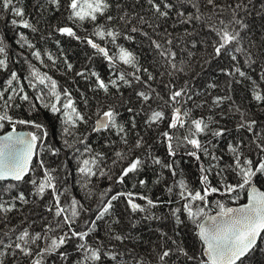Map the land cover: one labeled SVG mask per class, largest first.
<instances>
[{"label": "snow or ice", "instance_id": "obj_1", "mask_svg": "<svg viewBox=\"0 0 264 264\" xmlns=\"http://www.w3.org/2000/svg\"><path fill=\"white\" fill-rule=\"evenodd\" d=\"M146 3L151 20L135 10L137 6L143 8L141 0H134L132 6L124 0H36L35 15L26 12L22 0H0V24L5 30V34H0V73L7 74L0 82V224L4 225L0 228V257H10L11 264H120L125 253L116 251L114 242L122 245L130 236L114 231L112 225L120 224L119 218L109 225L106 239L96 233L99 222L112 216L114 202L121 198L131 214L142 213L146 221L161 219L153 209L162 204L179 205L169 209L174 219L173 235L159 230L157 264H174L180 256L191 264H250L258 252L264 254V191L256 186L258 179L264 178V132L259 131L264 128V122L252 118L249 110L236 105L230 94L215 96L210 104L207 100L195 103L194 96L198 93L193 92L187 82L177 86L169 81L163 85L167 92L162 95L153 87L156 76L140 65L134 51L118 43L120 39L133 41V34L140 33L150 40L164 65L173 70L168 75L184 72L177 61L185 49L174 45L172 32L164 24L157 23L167 22L175 10L173 28L178 23L195 29L196 22H202L201 26H206L211 34L209 40L203 41L212 49L211 58L226 57L231 61L228 67L220 69L231 78L229 92L232 83L247 82L251 98L264 107V67L259 63L264 60V44L253 51L254 42L247 40L251 29L246 17L253 14L255 5L252 0H231L224 5L217 0H206L211 15L205 17L200 11L199 0H146ZM188 7L195 11H188ZM49 11L63 17L57 24H49L53 32L86 44L94 50V55L107 62L111 75L108 79L94 69L76 72V76L84 79L94 78L90 89L94 94L102 92L105 97L118 94L124 106L132 102L130 97L123 99L121 89L132 90L139 106L126 107L130 114L127 122L121 120L120 108L105 100L97 99L95 112H85L80 107L81 103L84 108L89 106L84 93L77 100L68 87H61L48 71H42L29 59L48 68L46 57L52 67L56 66L53 55L38 48L28 35L40 31L38 25L41 21L47 23L45 17ZM261 12H264V0L256 14ZM213 16L219 18L216 24H203L204 19L211 21ZM85 24H90L91 30L85 28L86 35L81 36L78 28ZM144 26L152 30L151 36ZM11 29H22L12 38L19 52H14L6 35ZM184 34L190 36L192 32L185 28ZM192 46H196L195 41ZM21 62L28 65L27 74L23 76L10 66ZM64 62L66 70L71 71L73 65L67 58ZM179 64L184 61L179 60ZM258 67L260 72L253 79L249 73ZM226 100L231 101L228 112L237 121L235 130L247 132L252 137L249 143L241 138L227 144L230 162H224L223 155L217 154L213 140L224 137L231 130L214 127L219 121L212 116L195 114L196 109L206 105L220 108ZM189 103L194 107H188ZM22 104L28 106L29 118L16 115L15 110ZM41 109L55 116L59 126L56 123L49 126L33 118L40 115ZM220 115L223 117L225 113L222 111ZM6 126L10 130H5ZM18 126L34 130L19 131ZM100 133L108 134L104 147L111 149V155L96 151L90 143L89 137ZM144 133H155V139ZM53 138L60 146L52 142ZM154 144L163 145L169 159L155 155ZM181 150L183 155L197 162L200 187L182 178L176 160ZM46 156L56 160L49 163ZM69 160L76 162L74 169L69 167ZM149 163L166 169L174 178L171 185L165 186L168 200L153 199L131 190L113 192L110 185L99 192L97 207L90 210L83 199L72 192L79 186L85 198H91L93 181L100 178L123 186L126 178L137 176ZM117 166L119 171L114 172ZM226 172L233 175L234 182L228 180ZM178 176L181 178L175 179ZM215 177L219 179L213 183ZM138 183L146 187L148 181L139 179ZM21 184L31 186L28 194L20 190ZM242 192L247 193L246 203H239ZM30 196L44 201L46 215L39 217L42 221L39 230L32 227L36 221H29L27 217L21 221L25 226H10L9 214L19 210L17 202L28 204ZM214 196L230 199L237 206H228L224 199L211 200ZM212 204L216 209L214 215L208 213ZM138 223L140 220L132 219V228ZM189 224L199 242L198 255L190 254L175 238L180 234L179 229ZM69 250L75 255L70 256ZM0 264H5V260L0 259Z\"/></svg>", "mask_w": 264, "mask_h": 264}, {"label": "trees", "instance_id": "obj_2", "mask_svg": "<svg viewBox=\"0 0 264 264\" xmlns=\"http://www.w3.org/2000/svg\"><path fill=\"white\" fill-rule=\"evenodd\" d=\"M195 2V0H194ZM231 2V0H217V3L220 5H224L226 3ZM36 3V0H22V4L25 6V10L27 13H31L33 15L36 14L35 8L33 5ZM124 3L132 6L134 4V0H124ZM143 4V8L141 9L139 6L136 7V11L145 15L151 20L149 6L146 3V0H141ZM252 4L255 5L253 9V14L246 17L248 21H250V31L247 33V40H251L254 42L253 51H257L261 44H264V12H261L260 15H257L256 12L260 10L261 0H252ZM200 11L205 13V17L211 15L209 7L206 5V0H199ZM177 7H179V3L177 2ZM131 11V7L128 9ZM188 11L194 12L195 9L188 7ZM113 14H116L115 9H113ZM225 16L228 13L224 14ZM63 19L60 13H55L53 15L51 11L46 14L45 20L41 21L38 25L40 31L38 33H28L29 39L37 44V47L42 51H47L53 55V57L57 60L56 66L52 67L51 62L47 60L45 57V63L49 65L48 68H43L37 61L33 58L31 59L32 63L36 64L37 67H41L42 71H48L50 75L53 76L54 79L58 81V84L61 87H68L74 97L79 100L80 94L84 93L89 99V106L84 108V105L81 103L80 107L84 109L87 113L95 112L96 101L97 99L105 100L107 103H112L117 105L120 108L121 112V120L127 122L130 114L126 111L127 106H135L139 105L136 103L137 98L132 92L131 89L127 87H122L121 91L124 93L123 99L127 100L129 97L131 98V105L121 106V98L117 94L116 96L105 97L101 92L98 95L94 94L90 89L94 78L84 79L82 77L76 76V72L86 70V69H94L101 74L105 79L111 78L110 70L107 67V62L103 60L102 57L98 55H94V50L88 47L86 44H83L74 39L60 36L58 33L52 31V28L49 27V24L55 25L59 22V20ZM176 19L175 10L172 12L171 17L167 22L157 21V23L164 24L165 27L168 28L169 31L172 32V39L174 40V45L182 46L185 50L180 53L178 57V66L184 68V72L182 73H173V75H168V72H173L171 68H168L164 65V62L160 57L156 54L155 49L152 47L150 40L141 35L140 33H134L135 39L133 41H128L124 39H120L118 41L119 44L130 48L132 51L136 53L139 58L140 65L144 68H148L154 76H156V80L153 81V87L157 89V91L161 92L164 95L167 92L166 88H163L164 84H167L169 81H173L177 86L184 85L187 82L188 86L192 89L193 92L198 93V95L194 96L195 103H200L202 101H210L215 96H224L226 94H230L232 101L235 102L236 105L241 106L250 111V115L252 118H256L261 122H264V107L257 105V103L251 98V94L248 89L247 82L242 84L232 83L231 91L229 92L228 84L231 81L230 77L224 75L220 69L224 67H228L231 61L226 57H220L213 59L211 58L212 49L207 44L203 43L205 40H209L211 38V34L208 33L206 26L202 27V22H196L195 29L192 28L191 25H181L176 23L173 28L172 25ZM218 17L213 16L211 21L207 19L203 20V24L207 25L208 23L216 24L218 22ZM139 26V25H137ZM11 28V26H9ZM87 28L89 31L91 30L90 24H85L82 27L78 28V34L81 36L86 35L84 29ZM187 28L192 35H185L184 29ZM144 30L152 35V30L144 26ZM18 31H22V29H11L7 31L6 35L9 38V43L11 44L14 52H19L20 50L17 46L12 43V38L15 36V33ZM26 31V30H24ZM52 33L49 36V33ZM0 34H5V30L3 25L0 24ZM43 37V39L41 38ZM159 39V37H155ZM59 41V43H57ZM196 42V46H192V42ZM247 42V41H245ZM191 52L192 55L189 56L188 53ZM92 57L90 60L89 58ZM17 58L18 57H14ZM65 58H67V62L73 65V69L71 71L66 70V64L64 62ZM179 60H183L184 64L180 65ZM210 62H207L209 61ZM261 67H264V60L259 61ZM14 67L15 70L21 72V76L26 75L28 71L27 63L21 62L19 64L10 65ZM260 72V68H255L253 71L249 73L253 79L256 78L257 73ZM143 76L144 74L141 73ZM6 73H0V82L6 79ZM216 85L215 88L209 87V85ZM115 92V90H112ZM165 95V99H166ZM231 101H224L220 108H216L215 106L206 105L204 108L196 109V115H205L212 116L215 120L219 121V125H213L214 127H227L231 131L222 138L214 139L213 143L216 146V152L218 155H223L224 162H230L231 157L227 152V144L235 143L239 141L241 138L245 140V143H249L252 137L247 132H237L235 130L236 119L233 117L231 113L228 112V107ZM156 105L154 104L153 107ZM188 107H194V104L189 103ZM27 105L22 104L20 109H16V115L19 118H29L27 113ZM224 112L225 115L222 117L220 115L221 112ZM38 122H43L48 124L49 126L52 123H56L57 127L59 126V122L55 116L51 113L46 112L45 110H40L39 116H34ZM93 120L95 116L92 117ZM140 118L138 117V122ZM142 127V125H140ZM5 130H10L7 126ZM18 130H29L33 131L34 129L27 128L24 126H18ZM139 130V129H138ZM259 131L264 132V128L259 129ZM145 135H151L153 139H155V133H144ZM134 135V133H133ZM108 136L107 133L93 134L89 137V141L92 144L93 148L96 151H104L111 155V149H107L104 147L105 138ZM209 139H213L209 137ZM53 143H56L57 146H60L59 141L56 138H53ZM151 142V141H150ZM154 153L155 155L161 157L162 159H169L166 156V148L160 144H154ZM254 148V145H252ZM246 152L247 148L244 149ZM49 163L56 160L55 157H45ZM63 159V156L61 157ZM178 161V170L182 171V178L189 182L194 187H200L199 185V171L197 162L185 155H183V150H181V154L176 157ZM58 162V161H57ZM68 165L70 168L74 169L76 162L74 160H69ZM109 166L111 163L109 161ZM119 167L117 166L114 169V172H118ZM229 181L234 182L233 175L230 172H226ZM159 176V182L157 183V178ZM181 177H177L175 179H179ZM71 179V178H70ZM139 179H144L148 181L146 187H141L138 183ZM218 177L213 178V183H216ZM174 178L166 169H161L158 165H151L146 167L141 171L137 176L126 178L125 185H115L112 184L106 178H100L99 180L93 181L94 189L93 195L91 198H85V192L77 186L72 189L73 194L77 196V198H82L85 207L90 210H95L99 200V192L107 189L110 185L113 187V192L115 191H134L141 192L146 195H150L153 199L159 197L161 200H168L169 195L165 191L166 185H171L173 183ZM133 184L136 185L133 188ZM262 189H264V178H259L256 183ZM30 185L21 184L19 185L20 190L25 191L26 194L30 191ZM247 193H241V199L239 203H244L246 201ZM211 200L215 199H224L228 206H234L230 199L222 198V197H210ZM139 203H143L142 201H137ZM115 207L113 209L112 216L107 217L105 221L99 222V229L97 231V235L102 238L108 237V228L111 222L119 218L120 224H113L112 227L114 231L121 232L123 234L130 236V239L126 240L124 244L116 243V251L125 253L121 258L120 264H157L155 255L158 250V245L160 244L159 239V230L167 232L170 236L173 235L174 228V219L171 216L169 209L178 207L177 204H162L160 207L153 209V212L161 217L160 220H143L142 213H136L135 215L131 214L127 205L124 202L123 198L114 202ZM18 211H14L9 214L11 217L10 226L20 225L21 227L25 226L21 224V221L24 220L25 217L28 218L29 221L35 220L36 223L32 225V227L39 230V225L42 221L39 219L41 215H46L44 209V201L39 200L35 197H29V203L23 204L17 202ZM216 212L215 205L212 204L208 208V213L210 215ZM92 212L90 211L89 215ZM140 220V223L136 225L135 228L131 226V220ZM83 226V222L81 221V227ZM4 225L0 224V228H3ZM191 224L186 228L179 229V236L175 237L179 241L182 242V246L189 251L190 254H199L200 247L199 242L191 230ZM262 248H264V244H262ZM127 250V251H126ZM69 255H75L71 250H69ZM0 259L5 260V264H11L10 257H0ZM114 264V262H113ZM174 264H191V262H187L183 256H180L178 259L174 261ZM250 264H264V254L258 252L256 257Z\"/></svg>", "mask_w": 264, "mask_h": 264}, {"label": "water", "instance_id": "obj_3", "mask_svg": "<svg viewBox=\"0 0 264 264\" xmlns=\"http://www.w3.org/2000/svg\"><path fill=\"white\" fill-rule=\"evenodd\" d=\"M19 131H29V130H19ZM256 186L261 190V191H264V189H262L259 185H257L256 184ZM247 202V197H246V201L244 202V203H246ZM235 206H237V205H234V206H231V207H235ZM215 214V213H214ZM214 214H212V215H214Z\"/></svg>", "mask_w": 264, "mask_h": 264}]
</instances>
